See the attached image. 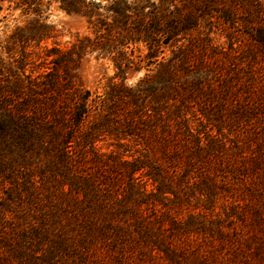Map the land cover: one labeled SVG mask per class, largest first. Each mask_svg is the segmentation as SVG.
<instances>
[{"label":"trees","instance_id":"trees-1","mask_svg":"<svg viewBox=\"0 0 264 264\" xmlns=\"http://www.w3.org/2000/svg\"><path fill=\"white\" fill-rule=\"evenodd\" d=\"M11 1L142 44L145 74L98 93L77 43L38 76L0 58V264H264V3Z\"/></svg>","mask_w":264,"mask_h":264},{"label":"rangeland","instance_id":"rangeland-1","mask_svg":"<svg viewBox=\"0 0 264 264\" xmlns=\"http://www.w3.org/2000/svg\"><path fill=\"white\" fill-rule=\"evenodd\" d=\"M94 4H99L102 9L97 12L100 19L110 22L106 12V6L112 0H87ZM130 6L142 7L146 5L144 0H123ZM159 6V0H148ZM205 4L209 0H198ZM264 3V0H261ZM219 3V1H218ZM217 3V4H218ZM181 5V2L177 3ZM43 25L44 28L39 25ZM212 42L220 47L227 48L228 39L225 32L216 23L205 25L200 31L207 34L208 31ZM38 32V34H37ZM21 38L20 41L14 37ZM28 38V39H27ZM26 39V40H25ZM77 43L80 49V63L77 73L83 80L86 88L92 92L101 93L109 83H121L126 86H133L144 76L145 70L125 69V58H136L144 55L145 47L142 44H129L128 47L117 45V34L115 30L98 35L94 33L93 27L88 23V19L81 14H69L60 9L59 4L53 3L49 8L40 14H26L22 9L16 8L11 0L0 1V58L15 72L18 60L25 65L26 73H33V76L43 74L47 69H51L49 64L51 58H47L48 51L54 48L61 50L70 49L72 44ZM15 60V61H14ZM116 64H121L122 72L116 68ZM15 66V67H14ZM19 74L20 72L17 71ZM12 73L3 72V79L13 77ZM197 126V124H194ZM207 128L204 129V132ZM103 150L111 149L106 141L100 144ZM195 203L196 200H192ZM149 256V255H147ZM146 264H161V260L151 254ZM164 262V261H163ZM182 264H192L186 261Z\"/></svg>","mask_w":264,"mask_h":264}]
</instances>
